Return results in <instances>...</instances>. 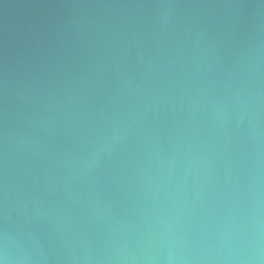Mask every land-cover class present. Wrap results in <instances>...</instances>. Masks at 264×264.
<instances>
[{
	"label": "water",
	"instance_id": "water-1",
	"mask_svg": "<svg viewBox=\"0 0 264 264\" xmlns=\"http://www.w3.org/2000/svg\"><path fill=\"white\" fill-rule=\"evenodd\" d=\"M0 264H264V0H0Z\"/></svg>",
	"mask_w": 264,
	"mask_h": 264
}]
</instances>
